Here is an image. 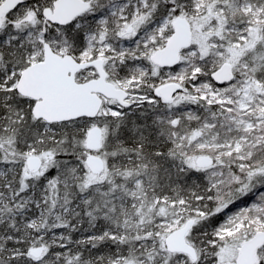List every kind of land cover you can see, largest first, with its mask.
Instances as JSON below:
<instances>
[{"label": "snow or ice", "instance_id": "1", "mask_svg": "<svg viewBox=\"0 0 264 264\" xmlns=\"http://www.w3.org/2000/svg\"><path fill=\"white\" fill-rule=\"evenodd\" d=\"M0 264H264V0H0Z\"/></svg>", "mask_w": 264, "mask_h": 264}]
</instances>
